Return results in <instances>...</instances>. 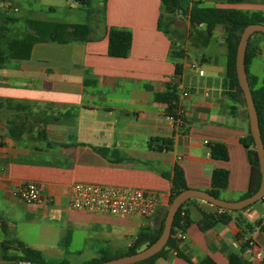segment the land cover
Here are the masks:
<instances>
[{
	"label": "crops",
	"instance_id": "obj_1",
	"mask_svg": "<svg viewBox=\"0 0 264 264\" xmlns=\"http://www.w3.org/2000/svg\"><path fill=\"white\" fill-rule=\"evenodd\" d=\"M29 1L26 10L13 0L20 11H5L21 33L33 18ZM191 2L264 15V0L233 6L225 0ZM38 10L52 11V6ZM101 10L90 22L87 41L36 43L28 60L8 59L0 68V264L24 262L17 259L19 244L52 263L83 264L102 252L125 254L140 231L154 232L161 224L175 166L187 188L205 192L211 190L212 171L226 170L227 186L217 196L225 201L241 200L249 189L251 164L241 142L249 133L248 119L242 98L230 96L235 90L226 77L223 26H216L208 44L200 46L188 19L164 14L161 0H105ZM173 22L185 24L184 38L176 37ZM110 27L131 33L126 58L107 56ZM246 50L247 79L255 90L264 80V37L252 34ZM192 64L203 71L201 76ZM169 86L179 96L182 132L168 124L167 104L155 99ZM152 138L171 139V149L161 150ZM216 143L226 148L227 160L211 158L209 148ZM96 148L110 152L103 157ZM28 182L40 187L39 200L30 204L17 196ZM75 183L135 188L158 195L160 204L149 220L76 210L70 206ZM187 201L191 224L184 239L154 264H199L206 257L227 264L230 254L264 264V200L241 210L219 209L230 220H213L206 230L198 227L209 220L200 211L202 201ZM246 239L256 243L258 259Z\"/></svg>",
	"mask_w": 264,
	"mask_h": 264
},
{
	"label": "trees",
	"instance_id": "obj_2",
	"mask_svg": "<svg viewBox=\"0 0 264 264\" xmlns=\"http://www.w3.org/2000/svg\"><path fill=\"white\" fill-rule=\"evenodd\" d=\"M3 2H10L11 0H1ZM78 6H91V0H71ZM226 4L233 6L243 3L244 0H225ZM104 4L105 0L100 1ZM163 6V13L167 15L180 14L188 19L190 28L192 29L193 36L198 41L200 46H206L212 36L213 30L216 26L222 25L225 32V44L227 50V67L226 77L229 79V84L235 90V94L230 96L239 95L242 100V92L239 88L236 72H235V54L239 36L245 26L251 23L264 24V15L260 12L247 13L231 7H202L198 3L191 2V0H161ZM89 11V10H88ZM3 14V13H2ZM162 17L159 18L157 27L160 29L162 25ZM0 68L3 67L8 59L18 61L28 60L34 44L42 42H56L60 44L68 42H85L89 39L91 33V25L88 21L77 24H68L57 21H45L40 19H28L25 23L27 31L22 35L16 37H9L8 26L12 25L17 20L13 16H9L6 12L0 14ZM200 25L203 28H198ZM165 32V29H162ZM259 34L264 37L262 33ZM253 34V35H254ZM131 33L125 29L109 28L107 31V56L111 58H126L131 48ZM249 61L248 51L245 53V69ZM179 73V65H176V74ZM249 83V87H250ZM251 95L253 98L254 106L256 109L260 136L264 146V80L257 89L250 87ZM155 99L159 102L167 104V115L174 119L179 120L180 123L176 124L179 131L182 132L184 128L183 116L178 114L180 107L178 105L179 96L177 89L174 86H169L165 92L155 95ZM244 101V100H243ZM245 104V103H244ZM12 132V131H11ZM10 134V133H9ZM12 135V134H11ZM13 136V135H12ZM151 142L159 145L161 150L169 151L172 146L171 139L152 138ZM242 144L248 149L249 162L251 164V174L249 189L243 198L253 194L260 184V170L259 164L253 159L255 152L253 139L248 133V136L242 139ZM210 156L216 160H227L228 154L226 148L219 143L210 145ZM97 153L103 157L107 155L110 150L107 148H96ZM171 182L170 201L181 191L186 190L184 175L180 167L175 166L171 175L169 176ZM228 172L223 169H215L211 173V190L210 194L217 197L218 192L225 189L227 186ZM188 202V201H187ZM185 202L180 206L174 216L170 237L166 242L164 248L154 256L134 264H154L158 258H166L169 251L177 250L178 242L173 238L175 232L185 231L191 224V219L187 214ZM200 211L209 218V220H202L198 223L201 230L209 229L213 226V220L219 223H227L230 217L224 215V210L220 213H206L204 210ZM181 213H183L181 215ZM164 217L161 224L154 232L149 230H142L138 233L133 244L129 247L125 254L114 255L108 252H102L96 258H92L83 264H97L110 259L118 258L124 255L135 254L144 247L153 243L161 233ZM246 245V244H245ZM21 255L17 258L20 261L28 262L30 264H66L65 262H48L36 250L24 247L19 244ZM199 264H216L211 258H204ZM227 264H248L237 254H230L228 256Z\"/></svg>",
	"mask_w": 264,
	"mask_h": 264
},
{
	"label": "water",
	"instance_id": "obj_3",
	"mask_svg": "<svg viewBox=\"0 0 264 264\" xmlns=\"http://www.w3.org/2000/svg\"><path fill=\"white\" fill-rule=\"evenodd\" d=\"M254 33L264 34V24L251 23L243 28L236 47L235 72L237 82L245 103L249 133L254 142L255 152L253 154V159L259 164L260 184L256 192L236 202H229L215 197L209 192L187 188L186 190L178 193L168 204L165 211L161 233L153 243L147 247H144L135 254L120 256L118 258L110 259L97 264H134L144 261L157 254L164 248L168 238L170 237L172 223L176 212L180 206L189 199L195 198L201 200L202 203L200 204V208L205 212L212 214L216 213L219 209L241 210L255 202L262 200L264 196V146L260 136L258 117L251 95L244 63L248 39Z\"/></svg>",
	"mask_w": 264,
	"mask_h": 264
},
{
	"label": "built area",
	"instance_id": "obj_4",
	"mask_svg": "<svg viewBox=\"0 0 264 264\" xmlns=\"http://www.w3.org/2000/svg\"><path fill=\"white\" fill-rule=\"evenodd\" d=\"M0 8L8 9L9 4L0 0ZM183 18L182 15L177 14ZM199 76L203 71L195 65L190 66ZM181 96H187L185 91L181 92ZM179 101V99H178ZM178 114L182 115L180 109ZM165 118L170 126L177 128L179 120L174 121L169 115L165 114ZM40 187L36 183H26L18 192L19 200L30 204L39 200ZM264 200V196L262 198ZM160 204L158 195L150 192H145L135 188H115L106 186H97L89 184L75 183L71 188L70 206L76 210L96 211L111 215L120 216H137L145 219H151ZM183 213H181L182 215ZM173 238L177 241L184 239L183 232H176ZM247 248L254 251V258L260 257L257 251L256 243L251 239L244 240ZM19 264H29L28 262H20Z\"/></svg>",
	"mask_w": 264,
	"mask_h": 264
},
{
	"label": "rangeland",
	"instance_id": "obj_5",
	"mask_svg": "<svg viewBox=\"0 0 264 264\" xmlns=\"http://www.w3.org/2000/svg\"><path fill=\"white\" fill-rule=\"evenodd\" d=\"M100 1L101 0H91L90 7L78 6L76 8H72L74 7L73 6L74 4L72 2H66L65 0H36V1L30 0L29 3H31L32 10L34 12V14H32L31 16L33 18H37V19L39 18L40 20L43 19L45 21L73 22L77 24V23L86 22L88 21V19L89 22H92L95 16L99 17L100 14L102 13L101 10L102 4H100ZM17 2L21 5L22 9L24 10L27 9V4H26L27 2H25V0H17ZM47 4L52 6V11L42 10L41 12L38 10L41 5L43 6ZM10 6H11V10L0 8V14L3 15L5 11L12 12L13 8H17L18 10L20 8L16 3L14 4L13 0H11ZM15 14L19 15L20 12H16ZM185 19L186 17L183 16L182 20L186 21ZM173 24H175L177 27L175 29L176 37H178L179 39L184 38L186 35L185 24H183V22L180 24L181 26H179L177 22H173ZM8 29H9L8 31L9 37L20 36L24 33V32L21 33L20 29L14 28L11 25L8 26ZM195 52L196 49L194 48L193 53Z\"/></svg>",
	"mask_w": 264,
	"mask_h": 264
}]
</instances>
